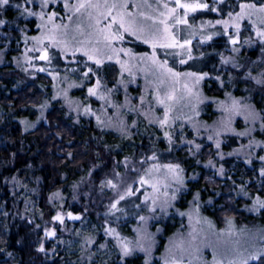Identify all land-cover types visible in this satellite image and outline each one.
Listing matches in <instances>:
<instances>
[{
    "label": "rangeland",
    "instance_id": "obj_1",
    "mask_svg": "<svg viewBox=\"0 0 264 264\" xmlns=\"http://www.w3.org/2000/svg\"><path fill=\"white\" fill-rule=\"evenodd\" d=\"M231 0H228L230 4ZM236 1V0H235ZM70 3H76L77 0H69ZM103 3V0H100ZM109 3H112L113 0H108ZM144 0H127L129 4L128 11L136 12L137 9L131 7L133 4H141L143 5ZM165 2V0H161V3ZM204 2L211 4V1L204 0ZM148 3L156 7V0H148ZM57 5V3H56ZM169 6H174L173 0H169ZM103 10V9H101ZM140 10L150 14L155 15L151 9L142 7ZM238 11V7L236 8ZM182 11V10H181ZM57 13L56 23L67 24L69 38L72 36L76 37V40H84L86 39L88 33L93 32V25L95 24L94 19H89V12L92 13V16H97V12L94 9L82 10L80 14H72L66 12L64 5L63 11L54 10ZM212 16L216 17L215 12H211L208 10H198L196 13H190L189 21L195 25H199L201 21H205L204 18H200V15ZM68 15H73V19L71 21L68 20ZM197 17V19H196ZM226 18V16H225ZM111 17H109V20ZM138 23H148L150 21H142L140 17H137ZM108 20L101 19V25L107 24ZM247 22V21H245ZM77 24L80 25L81 30L84 32V35H80L79 32L76 31ZM244 25H247L244 23ZM13 26V25H12ZM183 28V26H181ZM248 30H244L242 26L241 39H245L248 36H254L250 29L251 26H247ZM220 31L222 32V28L217 27V29H208V32L211 31ZM187 31V30H185ZM37 32L36 35H38ZM219 40H223L222 43L227 44V48L229 47V51L221 52L225 57H229L235 60L238 65L242 67L237 69L233 68L232 64L229 63L227 66H222L224 64L221 63V58L219 61L218 67H214L212 72L215 73L214 77H210L208 80H213L215 83L219 85V87L227 89V87H231V90H237L236 83L241 84L240 93L243 91L245 94L242 98V101L246 104L253 105L252 93H254V87H260V89H256L261 91V94H264V86L256 84L251 79H245V75L247 72L251 71L253 76H260L261 73H264V52L261 51L262 45H260L259 41L256 40L253 42L251 46L248 45H237L240 48L239 52H232V46L227 43V38L223 35L215 36L211 41L207 43L201 44L200 37L197 35L193 38L192 41V54L195 59L190 60L188 64L181 65L179 64V58L174 57L172 55H166V51L170 52L172 50H163L157 49L158 58L163 60L167 59L169 61V66L172 67L175 71L180 72H203L202 68L209 64L210 59L214 56V51L207 47L208 45L215 43ZM31 41L27 47H31ZM115 47H123L131 49L132 52L139 56L141 54L147 53L151 54L152 49L148 44L142 43L139 40H136L134 37L128 36L125 34V38L121 42H116L114 44ZM103 48V45H100ZM245 50V53L256 52V54L249 60L244 58L241 55V52ZM50 51L57 56L56 59L53 60L51 65H46L42 61H34L36 67H46L49 72L59 73V79L55 81L57 87L54 89V93H52L51 101H48V106L46 108L37 107L36 110L27 109L26 114L31 117L38 118L42 117L47 110L52 106V104H56L61 110L65 112V116L67 119H72L76 125L83 128L80 125V120H84L83 123L86 122L85 127L89 129L92 135V142L95 144V148L93 150V157L96 158L95 162L89 164L87 178L73 189V195L75 197V202L78 203V207L83 208L82 212L73 213L71 211L63 210L62 206L64 203L63 197L59 193V197H53L50 201L51 207L54 208L53 215L51 216L50 221H45L44 226H42V235L38 240V247H40L41 243L44 245L45 251L42 252L44 257L47 259H53L57 257L59 252H63L62 258L64 262L62 264H110L114 262L120 254L119 249L115 246V241L111 237H106L104 234V228L106 226L117 227V230L121 233V235L131 239H136V233L133 229L137 227H142L144 233L146 235L151 236L152 248L150 253L141 252L139 250L134 251L127 257H135L139 256L142 258V262L144 264L145 259L149 260V264H164L165 259L171 257L173 254L177 258L181 256V249H184L183 253V264H189V261H192V264H213L214 255L217 260L223 261V264H227L229 259H233L236 256V253L239 252L245 256L254 251H259L263 247V244H259L258 237L264 235V233L254 234L247 233L248 225L246 223H254L253 220L248 222H238L234 218H229L232 221L231 232L232 235H229V225L227 221L229 219H224L223 226H219L214 217L207 214L204 208H208L213 205V200H208L206 206L204 208L198 207L200 202L194 203V201L185 202L184 207L178 206V202L181 199V195L187 191V187L183 184V186L173 185V187H180V191L177 193V198L174 201H171V207L167 208L166 212H161L159 208L155 213H150L147 211V208L143 205L141 209L137 210L132 205L134 203H140L143 200L144 194L147 192H151V189L146 185L141 188L140 192H137L135 196L128 198L125 201H122L120 207H123L129 213L127 216H123L120 213L117 215L121 216V220L118 223H113L114 217H106L105 213L108 211V205L117 198V190L110 189L108 187L100 188V184L102 180L105 179H113L114 182H117L115 179V172H119L125 176L127 183H132L134 180L138 179L137 173L127 172L125 168V158L127 157L129 161L139 162L141 159H145L147 156H151L154 152L156 153L158 159L157 161H148L143 167H149L152 163H178L172 161H164L160 159L159 150L163 148H159L158 143L164 144V141L168 143V141L164 137V131H169L170 128L161 129L157 124H149L148 121L141 115L136 112H129L127 109H119L117 112L112 108L107 109V114L101 112L102 102L96 100L95 98L87 97V88L90 87L94 82L96 77H92L88 81L83 82V87L81 88H72L68 91V96L73 101H79L83 104H90L92 109L96 112V114L101 115L103 119L106 121L108 117H111L112 123L111 125H105L103 127L98 126L96 122V118L94 115H83L80 114L83 112V108L76 109V105L73 104L70 108L63 98V89L67 88L68 83H81V74L85 68V62L87 58L82 56L81 53H77L75 57L76 60L79 61V64L73 63L68 64L67 61L72 60L71 56H68L66 59L62 60L58 58V50L50 49ZM244 54V55H246ZM29 56H35L37 53H28ZM103 55V53H101ZM24 54L22 55L23 66L27 71H25L24 82L26 84H36V88L38 91L45 90V85L48 84V79L44 76L47 75L50 79L52 76L48 74V72H36L33 67H30L27 63L24 62ZM221 57V56H220ZM123 59H127V57H122ZM187 58V57H185ZM242 60L244 63L239 62ZM88 66L92 67L94 70L96 68L95 64H92L90 61L87 62ZM1 65H5L2 60H0ZM133 64L136 66L133 68V72L135 74V83H131L128 85L127 93H125L123 88H120L117 92H115L112 96V100L117 104H123L125 100V95L131 98L132 104H139V97L141 94H145L146 100L151 101L154 106V114L156 116H163V108L161 106L155 105V101L152 98L151 93L157 86V76L159 75L150 65L140 64L138 61H133ZM7 65V64H6ZM60 66L63 68V71H60ZM68 67L78 68L79 71L77 73H69L66 72ZM66 72V73H65ZM119 73V66L114 62L105 61L103 68L100 70V75L104 79V83L107 87H113L116 84V78ZM68 76V80L65 82V76ZM206 77V78H207ZM219 77V80L216 79ZM204 79L200 84V90L204 97L208 98L205 100L204 104L199 106V115H203L208 106H211L213 109L218 110L219 105L216 103H212V100H216L212 94H208L203 89V83L207 80ZM231 78V79H230ZM45 79L46 81H43ZM131 79L125 74V80ZM221 81L223 82V86L221 85ZM250 82V83H249ZM53 79L51 87L53 88ZM183 81H181V85H177V88H181ZM236 84V85H235ZM49 86V85H48ZM169 85H160L159 89L161 94L168 89ZM84 88V89H83ZM147 89V92H145ZM263 89V90H261ZM59 92L60 95L57 99H53V96ZM225 90V95H226ZM182 95V92H178L177 96ZM230 103V101L225 100ZM53 102V103H51ZM45 103V102H44ZM43 103V104H44ZM187 101L180 100L174 105L173 115L174 116H182L183 114L192 115L189 108L186 107ZM51 104V105H50ZM147 109V104L144 106V109ZM255 109V108H254ZM109 110V111H108ZM219 111V117H216L212 123L200 121L197 117L196 120L199 121L200 124H206L212 127H218V123L223 117V112ZM222 112V113H221ZM241 118L244 120L243 116H236V118ZM19 122L22 121L25 123L27 121V117L18 118ZM69 119V120H70ZM124 121V125L127 128V136L130 138H126V135L120 131V121ZM233 120V121H234ZM133 121H136V126L132 127ZM176 122V123H175ZM172 124V133L176 138L180 136L183 138L184 126L188 124L182 120H176ZM245 122V120H244ZM258 123V122H257ZM23 124V123H22ZM179 124V126H177ZM256 124V123H255ZM234 122L232 124V127ZM177 126V127H176ZM181 126V127H180ZM183 126V128H182ZM178 132H177V130ZM179 128V129H178ZM205 132V130L201 127L200 131ZM175 131V132H174ZM208 137L209 132H205ZM148 135V136H147ZM132 136H138L136 140L137 147H133ZM147 136V144L146 147L142 144V140ZM163 140V141H162ZM210 141V140H208ZM176 143V139L173 140L171 146ZM170 146V147H171ZM133 147L134 150L138 152L131 154L128 152V148ZM172 148V147H171ZM202 148V147H201ZM201 148L199 151H201ZM199 151L194 147L192 151L190 150H182L183 153L193 158ZM209 158L206 159L202 166L204 170H213V172H218L214 169L213 166H206L208 164ZM214 159V158H213ZM219 159V156H218ZM216 158V160H218ZM181 166V165H180ZM182 168V167H181ZM142 174V169L140 173ZM184 175V173L182 174ZM221 175V174H220ZM197 174L194 173L191 176V181L195 182L197 178ZM126 185H122L119 188V192H123V188ZM134 187H141L138 183L134 185ZM57 193V192H55ZM137 197L139 199H137ZM79 198H83V202L80 201ZM245 198V197H244ZM163 199V198H162ZM195 205H194V204ZM201 206V205H200ZM32 210H30V218L29 221L31 224L37 221V217L40 218L39 208L35 203L32 204ZM221 205L216 207L215 209H221ZM38 209V210H37ZM198 209V210H197ZM137 211L139 215H144L149 217L147 222L142 226L138 224ZM57 212H61L65 219L64 223L61 224L59 222H54L52 217L56 215ZM71 212L73 215H79L81 217L80 220H70L67 218V213ZM93 214L94 219H89L86 216V213ZM185 213V215L181 216L179 213ZM28 213V212H27ZM191 217V218H190ZM33 218H35L33 220ZM106 221L108 222L106 224ZM211 225V227L209 226ZM103 228L101 229V227ZM37 227V226H36ZM34 228V230L36 229ZM55 229L56 236L54 238H46L44 230ZM170 228H174L173 231H170ZM166 229L169 231L166 232ZM169 232V233H168ZM103 236V240L100 245H104L103 249L100 248V245L94 247H88L85 250L84 240L87 237H92L94 240L97 239L98 236ZM105 238V240H104ZM262 241V239L260 240ZM61 251L60 248L61 247ZM199 249V252L196 253L193 250ZM121 262V259H119ZM256 263V261H249V264Z\"/></svg>",
    "mask_w": 264,
    "mask_h": 264
},
{
    "label": "snow or ice",
    "instance_id": "obj_2",
    "mask_svg": "<svg viewBox=\"0 0 264 264\" xmlns=\"http://www.w3.org/2000/svg\"><path fill=\"white\" fill-rule=\"evenodd\" d=\"M52 0H38L39 11H33L25 5L36 4V0H23V4L17 3L14 5L20 10L21 15L27 17H35L38 21L36 28L39 32L38 35L24 36L25 53L24 62L30 67H33L36 72H48L52 76L54 81L53 88L57 87L55 81L59 79V73L49 72L46 67H36L34 61H42L46 65H51L53 60L57 58L50 49L58 50V58L66 59L71 56L73 59L67 61L68 64H79V61L75 59L77 53H81L82 56L87 58L85 62V68L81 74V83H68L67 88L63 89V98L67 105L71 108L73 104L76 105V109L83 108V115H94L98 126L111 125L112 119L108 117V120L102 118L101 115L96 114L90 104H83L79 101H73L68 96V91L72 88L83 87V82L90 80L92 77H96L95 82L87 88V97L95 98L102 102L101 112L107 114V109L112 108L117 112L119 109H127L129 112H136L143 116L149 124H157L161 129L171 128L172 124L181 118L191 125L196 135H199L200 128L202 127L205 132H209L208 140L214 141L215 148L220 149L221 141L219 137L222 133H232L237 137H247L252 134L256 129L254 127H246L243 131L237 132L232 127L233 120L236 116L242 115L245 123L249 122L255 124L259 122V128L261 132H264V115L257 112L250 104L244 103L241 99L233 97L230 93H226V101L212 100V103L219 105L220 111L223 112V117L218 123V127H212L206 124H200L195 117L199 116V106L205 103L208 98L204 97L201 90V82L209 75L206 72H180L175 71L169 66L167 59H159L157 49L172 50L166 51V55H172L179 58V64H188L190 60L195 59L192 54V41L197 35L200 37V43L204 44L211 41L213 37L223 35L227 38V43L232 46V52H239L240 48L237 45L251 46L254 41L258 40L262 45L261 51L264 52V0H236L235 4H229L228 0H212L211 4L204 2V0H173L174 6H169V0L161 3V0H156V7L153 8L148 0H144L143 5L133 4L131 7L136 8V12L128 11L129 4L127 0H113L109 3L108 0H77L76 3H70L69 0H64V8L66 12L72 14H80L82 10L94 9L97 12V16L93 17L89 12V19H94L93 25L94 31L88 33L86 39L76 40L75 36L69 38L68 25L63 23H56V12H46ZM11 0H0V10L6 9L10 6ZM227 4L229 10L227 11L226 18H224L222 6ZM142 7H146L155 12V15H150L142 10ZM238 7V11L236 8ZM103 9V10H101ZM182 10V11H181ZM198 10H208L221 15V19H217L214 22L211 20L201 21L199 25L190 23V13H196ZM109 17L111 19L109 20ZM137 17H140L142 21H150L151 23H138ZM68 20L73 19V15H68ZM101 19L108 20L107 24L101 25ZM247 21V25L244 22ZM6 24L4 19H0V25ZM251 26V31L255 33L254 36H248L245 39H241L242 26L246 31L247 26ZM183 26V28L181 27ZM222 28L220 31L208 32V29ZM187 30V31H185ZM76 31L80 35H84L79 24H77ZM125 34L134 37L136 40L142 43L148 44L152 49V53L135 55L131 49L123 47H115L116 42H121L125 38ZM29 41H31V47H27ZM103 45V48L100 47ZM28 53H37L35 56H29ZM103 53V55H101ZM221 56V63L227 65L232 64L233 68H241L234 59ZM122 57H127L123 59ZM187 57V58H185ZM88 61L96 65L95 70L88 66ZM105 61L114 62L119 66V73L116 78V84L113 87H107L104 83L103 77L100 75V70L103 68ZM133 61H138L140 64L150 65L159 75L157 76V86L151 93L155 105L163 108V116H156L154 114V106L151 101L146 100L145 94H141L139 97V104H132L131 98L125 95L123 104H117L112 100V96L120 88H123L127 93L128 85L135 83V74L133 68L136 66ZM27 71V69H25ZM78 68L68 67L66 72L77 73ZM125 74L131 79L125 80ZM65 82L68 80V76H65ZM219 80V77H216ZM231 79V78H230ZM245 79H251L256 84L264 86V73L260 76H253L251 71L247 72ZM181 88H177V85H181ZM160 85H169L168 89L162 94L160 92ZM223 86V82L221 81ZM147 92V89H145ZM178 92H182V95L177 96ZM60 93L57 92L53 99H57ZM186 100V107L189 108L192 115L183 114L181 116H174V105L180 101ZM147 104V109L144 106ZM48 102L45 101L40 107L46 108ZM22 123H24L22 121ZM136 126V121H133L132 127ZM183 128V126H182ZM120 131L127 136V128L124 125V121H120ZM164 137L168 141L169 145L173 143V133L171 131H164ZM190 145H194L197 151L201 148L200 144L195 143V140L186 141ZM249 149L261 148L264 150V142L249 140L248 145L244 146ZM171 150V148H169ZM240 150H234V153H238ZM234 153H229L233 155ZM220 158L223 159V154H220ZM158 157L154 152L151 156H147L145 159H141L139 162L129 161L125 158L124 164L127 172L137 173L138 179L132 183H127L126 178L119 172H115V179H105L101 181L100 188L108 187L113 190H117V198L114 199L108 205V211L105 213L106 217H114L113 223H118L121 220V216L117 213L127 216L129 213L123 207H120L122 201L127 200L135 196L137 192L141 191L143 186H147L151 189V192L144 194L143 200L140 203H134L132 206L139 210L141 206L147 208L150 213H155L157 209L161 212H166L167 208L171 207V201L176 200L177 193L180 191V187H173V185L183 186L184 177L183 169L179 163H152L149 167L143 166L148 161H157ZM259 160L264 163V156H259ZM250 160H246V163H250ZM206 166H213V161L209 159ZM142 169V174L140 170ZM223 167L219 169V174H223ZM260 176L264 177V167L260 168ZM15 180V177H13ZM139 184L141 187H134L135 184ZM122 185H126L123 188V192H119V188ZM241 193L245 196L248 193L244 187H241ZM53 197H59V193H54ZM50 197V201L53 199ZM163 198V199H162ZM137 199H139L137 197ZM199 199V193L194 197V200ZM253 205L255 209L264 208V199L257 195L253 199ZM198 210V209H197ZM181 216L185 213H179ZM138 224L141 226L147 222L149 217L139 215ZM67 218L70 220H80L79 215H73L68 212ZM191 218V217H190ZM64 215L61 212H57L52 217L54 222L64 223ZM108 222L106 221V224ZM229 225V235H232V221H227ZM211 227V225L209 224ZM39 227V226H37ZM136 233V239L131 240L117 230V227L106 226L104 228V234L106 237H111L115 241V246L119 249L120 258L123 260L125 257L132 254L134 251L139 250L141 252L150 253L152 248L151 236L146 235L142 227L133 229ZM46 238H54L56 236L55 229L45 228L44 230ZM264 240V235L261 236ZM95 244V240L92 237H87L84 240L85 250ZM105 246L100 245L103 249ZM40 252H44V245L41 243L37 249ZM184 249H181V256L177 258L175 254L165 259L164 264H183ZM194 252L198 253L199 249H194ZM249 261H256L257 264H264V248L259 251L249 253L247 256L237 252L235 258L229 259L227 264H249ZM144 264H149V260L146 258ZM192 264V261H189ZM213 264H223V261L217 260L214 255Z\"/></svg>",
    "mask_w": 264,
    "mask_h": 264
},
{
    "label": "trees",
    "instance_id": "obj_3",
    "mask_svg": "<svg viewBox=\"0 0 264 264\" xmlns=\"http://www.w3.org/2000/svg\"><path fill=\"white\" fill-rule=\"evenodd\" d=\"M17 3L23 4V0H11L10 6L0 10V19L6 21V24L0 25V60L7 64H0V264H62L63 252H59L53 259H47L37 250L42 226L45 221H50L53 215L54 208L49 204V198L60 191L64 200L62 206L64 211L73 213L83 211V208L78 207V203L74 200L73 189L87 178L89 164L96 161L93 157L95 144L92 142L93 134L85 127L86 122L83 123L84 120H80V125H84L80 128L72 122V119H67L65 112L56 104H52L42 117L34 118L26 114L27 109L36 110L45 101H51L54 88L51 87L52 79L47 75H44L48 79L44 91H38L34 83L24 82L25 67L22 60L26 47L24 36L30 37L37 34L38 21L35 17L21 15L20 10L14 7ZM235 3V0L230 1V4ZM63 5L64 0H52L45 11H63ZM25 6L33 11H39L38 0L35 5ZM222 8L225 18L229 10L228 5L225 4ZM214 16L216 17L202 14L200 18L213 22L222 18L217 13ZM244 23L247 24V22ZM222 42L223 40H219L207 46L214 51V56L209 64L202 68V71L208 73L210 77L215 75L212 70L219 65L220 53L229 51L227 44ZM244 54H246L245 50L241 52V55L250 60L256 52ZM239 62L244 63L240 58ZM60 69L63 71L61 66ZM206 79L203 89L209 95L212 94L216 101L226 100L225 90L241 100L245 95L243 91L239 92L241 86L239 83H236L237 90H231L232 86L224 89L213 80H208V77ZM43 81L46 80L43 79ZM253 89L254 93L250 99L253 100L255 110L264 115V94L256 90L260 87ZM205 110L203 115L197 117L200 121L212 123L216 117H219V111L211 106ZM20 117L28 119L22 124L18 119ZM233 122V128L237 132L243 131L246 127H254L256 130L247 137L222 133L219 137L221 146L217 150L214 141H208L203 130L196 135L188 124L183 128V138L173 136L176 143L171 146L172 148L166 141L164 144L158 143L157 146L163 148L159 150L160 159L178 162L183 169L184 185L187 191L181 195L178 206L183 208L185 202L194 201L195 204L200 202L197 205L203 209L209 199L213 200V205L204 210L215 218L219 226H223L226 218H234L238 222L253 220V224L246 223L247 233H252L255 237L256 233H264V208L255 209L253 205V199L257 195L264 199V177L260 176V168L264 167V163L259 160V156H264V150L249 149L244 146L248 145L249 140L264 142V132L260 131L259 122L246 124L240 117ZM169 131L172 129L170 128ZM147 136L142 140L145 147L149 145ZM137 139L138 136H132L130 141L134 148L138 146L135 145ZM188 140H195V143L202 147L193 158L182 152L184 149L190 151L194 149V145L186 142ZM133 147L128 148L131 154L138 152ZM236 149L240 151L234 153ZM218 152L223 154V159ZM229 153L234 154L229 155ZM207 158L213 161L214 169L218 172H213L211 169L204 170L200 166ZM246 160L251 162L246 163ZM221 167L224 170L222 175L219 174ZM194 173L198 176L196 181L192 182L190 178ZM242 186L248 193L247 196L241 193ZM197 193H199V199L194 200ZM79 199L81 202L84 201L83 198ZM35 202L41 212L40 218L37 217L33 225L29 221L31 216L29 212ZM220 205L221 209H215ZM85 217L94 219L93 214L89 212ZM173 229L169 230L173 231ZM169 230L166 229V232ZM102 240L103 236H98L93 244L94 247L100 245ZM260 240L261 236L258 237V242L263 244L264 240ZM59 248L61 251L62 246ZM117 257L110 264H143L139 256L125 257L121 262H119L120 254Z\"/></svg>",
    "mask_w": 264,
    "mask_h": 264
}]
</instances>
